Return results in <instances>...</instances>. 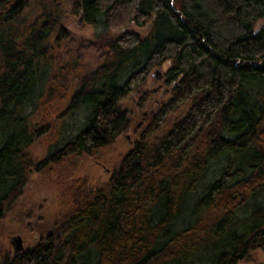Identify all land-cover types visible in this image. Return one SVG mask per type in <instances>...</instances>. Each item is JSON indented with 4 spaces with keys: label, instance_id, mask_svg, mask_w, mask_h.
Masks as SVG:
<instances>
[{
    "label": "trees",
    "instance_id": "1",
    "mask_svg": "<svg viewBox=\"0 0 264 264\" xmlns=\"http://www.w3.org/2000/svg\"><path fill=\"white\" fill-rule=\"evenodd\" d=\"M32 1L0 0V218L30 167L93 154L130 127L122 99L158 96L104 183L71 182L52 227L0 264H236L264 247V0H71L90 37Z\"/></svg>",
    "mask_w": 264,
    "mask_h": 264
},
{
    "label": "rangeland",
    "instance_id": "2",
    "mask_svg": "<svg viewBox=\"0 0 264 264\" xmlns=\"http://www.w3.org/2000/svg\"><path fill=\"white\" fill-rule=\"evenodd\" d=\"M36 1H32L33 5L28 10L32 15L37 10ZM47 1L52 5L51 8L61 16L62 23L66 28L76 35L87 37L92 35V25L79 19L78 13L71 12V0ZM27 16L30 19L31 15ZM110 34L115 35L116 31L110 30ZM97 60L96 53L88 50L84 59V68L92 67ZM165 67L166 62L161 65V68ZM154 69L151 70L147 86H158L159 90H162L164 89L162 77H156L153 74ZM157 96L155 95L150 103L141 108L153 109ZM119 105L123 110L131 111L129 115L132 120L130 127L119 134L112 143L90 155H68L59 162L46 166L43 170H35L32 167L27 170V181L22 194L13 203L10 210L0 218V254L6 250H13L9 239L12 234H20L23 247H26L37 241V233L46 232L52 227L67 205L64 203L66 200L64 191L65 188L68 191L72 188L71 182L87 181L89 186H96L103 184L108 178L112 168L119 164L122 155L131 147L133 140L138 137L140 128H137V122L140 119V111H143L141 108L137 111L134 109L135 99L133 96L125 97ZM131 109L134 111L132 112ZM37 121L40 122L39 117ZM151 134H159V129L154 130ZM47 140L48 137L42 136L28 146L27 151L33 160L40 159L44 155ZM75 189L77 187H74ZM263 263L264 247H259L252 249L236 264Z\"/></svg>",
    "mask_w": 264,
    "mask_h": 264
},
{
    "label": "water",
    "instance_id": "3",
    "mask_svg": "<svg viewBox=\"0 0 264 264\" xmlns=\"http://www.w3.org/2000/svg\"><path fill=\"white\" fill-rule=\"evenodd\" d=\"M81 17H82V14L80 13L78 18L81 19ZM263 22H264L263 20L259 21L258 25L255 27V30L258 28L259 25L263 24ZM153 74L156 77L162 76L161 68L155 67ZM9 239H10V243L12 245L13 251H19L23 248V242H22V238L20 234L18 233L12 234Z\"/></svg>",
    "mask_w": 264,
    "mask_h": 264
}]
</instances>
